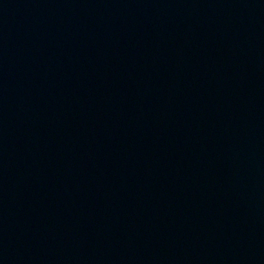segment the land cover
I'll list each match as a JSON object with an SVG mask.
<instances>
[{
  "label": "water",
  "instance_id": "obj_1",
  "mask_svg": "<svg viewBox=\"0 0 264 264\" xmlns=\"http://www.w3.org/2000/svg\"><path fill=\"white\" fill-rule=\"evenodd\" d=\"M0 264H264V0H0Z\"/></svg>",
  "mask_w": 264,
  "mask_h": 264
}]
</instances>
